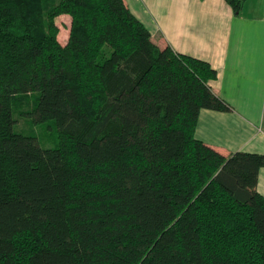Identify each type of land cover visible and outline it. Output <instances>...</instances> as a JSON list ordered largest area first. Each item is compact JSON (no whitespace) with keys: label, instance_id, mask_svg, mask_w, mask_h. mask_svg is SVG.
Instances as JSON below:
<instances>
[{"label":"trees","instance_id":"trees-1","mask_svg":"<svg viewBox=\"0 0 264 264\" xmlns=\"http://www.w3.org/2000/svg\"><path fill=\"white\" fill-rule=\"evenodd\" d=\"M216 78L123 0H0V264H264V156L195 138Z\"/></svg>","mask_w":264,"mask_h":264},{"label":"crops","instance_id":"crops-1","mask_svg":"<svg viewBox=\"0 0 264 264\" xmlns=\"http://www.w3.org/2000/svg\"><path fill=\"white\" fill-rule=\"evenodd\" d=\"M159 48L207 62L211 93L226 111L203 109L195 138L227 157L264 156V0H123ZM257 192L264 197V168Z\"/></svg>","mask_w":264,"mask_h":264},{"label":"rangeland","instance_id":"rangeland-1","mask_svg":"<svg viewBox=\"0 0 264 264\" xmlns=\"http://www.w3.org/2000/svg\"><path fill=\"white\" fill-rule=\"evenodd\" d=\"M56 25L59 28L58 41L61 45H65L68 40L69 24L70 21L66 16H62L56 19ZM18 131H23L26 135H32L36 137L37 141L33 145L40 146L44 149L53 148L56 146V136L46 125H34L28 122V119H20L18 125Z\"/></svg>","mask_w":264,"mask_h":264}]
</instances>
